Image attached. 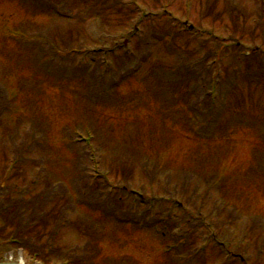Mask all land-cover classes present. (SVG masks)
Segmentation results:
<instances>
[{
    "label": "rangeland",
    "instance_id": "rangeland-1",
    "mask_svg": "<svg viewBox=\"0 0 264 264\" xmlns=\"http://www.w3.org/2000/svg\"><path fill=\"white\" fill-rule=\"evenodd\" d=\"M23 2L0 0V187L72 203L55 246L0 225V262L264 264V0Z\"/></svg>",
    "mask_w": 264,
    "mask_h": 264
},
{
    "label": "trees",
    "instance_id": "trees-1",
    "mask_svg": "<svg viewBox=\"0 0 264 264\" xmlns=\"http://www.w3.org/2000/svg\"><path fill=\"white\" fill-rule=\"evenodd\" d=\"M214 2L216 4L219 0H214ZM214 2H212L213 5H215ZM214 14L215 11L213 6H210L209 15L214 16ZM17 168L18 165L14 167L13 171ZM54 184L52 183L51 188H47L49 195L47 196L48 200L45 199V201L41 199L43 196L39 197V194L33 196V194H31L33 192L32 188H30L28 192H17L15 190L16 188L9 183V179L7 180L8 187L6 189L2 186L0 187V225L5 229H12V231L14 230L16 232L15 236L18 238H16L17 240L15 239V243H19L23 249L27 246H31L33 243H40L43 240L46 242L48 241L49 243L46 244L49 245L55 246V243H57L49 241L51 234L49 236L47 230L48 228L51 229L52 236L55 233L54 231L60 232L61 225L59 226L58 222L63 218L64 209L67 205L72 203V201L65 195L69 192V188L67 187L62 189L64 196L56 197L54 193L56 187ZM29 194H31L33 198L26 201L28 197H32L29 196ZM62 197L67 200V203L63 201V208L58 205V203L62 201ZM50 202L58 203L50 208ZM89 206L92 209L98 208L99 210L98 204H91ZM19 240H21V242ZM49 251L50 256H52L54 250L50 246ZM68 253L70 254V258H72L71 255L73 251L69 250ZM43 262L46 264L45 261Z\"/></svg>",
    "mask_w": 264,
    "mask_h": 264
},
{
    "label": "water",
    "instance_id": "water-1",
    "mask_svg": "<svg viewBox=\"0 0 264 264\" xmlns=\"http://www.w3.org/2000/svg\"><path fill=\"white\" fill-rule=\"evenodd\" d=\"M0 264H8V263H0ZM12 264V263H11Z\"/></svg>",
    "mask_w": 264,
    "mask_h": 264
}]
</instances>
